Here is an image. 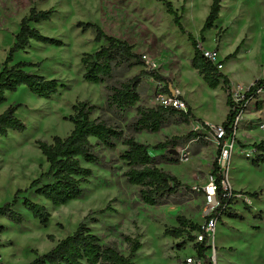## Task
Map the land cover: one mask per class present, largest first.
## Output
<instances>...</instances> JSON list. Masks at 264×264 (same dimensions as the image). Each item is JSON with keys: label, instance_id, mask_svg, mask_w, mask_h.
<instances>
[{"label": "rangeland", "instance_id": "obj_1", "mask_svg": "<svg viewBox=\"0 0 264 264\" xmlns=\"http://www.w3.org/2000/svg\"><path fill=\"white\" fill-rule=\"evenodd\" d=\"M169 1L183 16L181 24L187 33L203 48L216 51L220 61H225L240 47L236 58L227 60L221 70L233 81L231 87L235 93L240 88L247 89L246 85L253 80L264 79V0H225L214 29L203 34L204 43L201 31L212 0ZM33 7L38 11H56L50 22L37 29L64 46L34 42L27 52L15 54L13 64H33L35 67L28 68L29 72L57 80L67 88L51 100H45L22 86L16 93H9L3 104L4 110L21 105L16 117L26 125V131L0 137V208L12 202L19 190L27 192L19 196L14 208L23 217L21 224L0 216L1 264H29L71 236L82 223L104 245H115L126 256L130 253L126 237L138 238L142 247L133 258L135 264H188L187 260L195 256V242L187 234L174 239L166 231L179 226L178 217L205 226L208 214L204 189L214 176L213 167L220 149L213 142L207 147L189 145L178 149L180 164L177 166L159 165L182 183L180 193L160 206L143 204L140 189L127 184L124 174L128 167L120 158L126 151L122 144L114 150L97 149L105 166L86 165L93 171V178L84 187L81 200L55 208L29 189L34 181L29 178L38 171L43 173V164L48 166L36 142L51 144L56 136L67 137L74 127L69 117L74 115L73 107L77 103L87 102L101 109L106 102L104 85L83 81L81 59L84 54L96 52L101 45L94 42L93 31L83 33L77 27L79 22L97 24L109 36L134 46V52L153 70L172 80L171 88L190 102L196 119L208 125H222L228 111L220 96L224 94L210 90L192 68L194 49L188 34L181 32L174 16L158 0H0V72L15 44L22 19ZM142 70L136 68L126 78ZM150 79L144 77L141 87V105L145 108L157 107L168 97ZM99 114L98 110L93 118ZM134 115L132 112L128 118ZM200 126V122L193 120L190 125H172L158 134L142 133L135 137L138 142L154 147L173 137L187 136ZM263 126L264 103L258 108L250 104L236 129L238 146L232 153L229 170L221 175L233 191L258 197L237 198L232 210L242 218L223 217L218 222L214 235L209 238L211 249L206 264H264V164L255 168L250 160L255 156L248 155L251 145L264 138ZM242 144L248 148L244 149ZM182 151L189 153L184 161L180 160ZM151 153L165 154L154 150ZM25 199L47 207L51 213L47 228L26 209ZM105 209L104 214L100 213Z\"/></svg>", "mask_w": 264, "mask_h": 264}, {"label": "trees", "instance_id": "obj_2", "mask_svg": "<svg viewBox=\"0 0 264 264\" xmlns=\"http://www.w3.org/2000/svg\"><path fill=\"white\" fill-rule=\"evenodd\" d=\"M158 1L163 3L168 14L174 16V23L181 32L188 34L181 24L183 16L174 9L173 4L169 0ZM224 1L212 0L209 15L201 31L203 43L205 42L203 34L214 29L219 21ZM55 13L54 9L38 11L33 7L22 19L20 30L15 37V44L10 49L0 73V106L6 103L9 93H16L22 86L27 87L38 98L45 100H51L62 89L67 88L57 80L29 72L28 68L35 67L33 64L24 62L13 64L15 54L27 52L34 42L56 47L64 46L62 42L44 36L37 29V26L50 22ZM77 27L82 29L83 33L93 31L94 42L101 45L96 52L83 55L82 78L85 83L104 85L107 93L106 102L101 109L87 102L77 103L73 107L74 115L69 117L74 127L67 137L56 136L51 144L36 142L49 164V170L34 180L29 189L34 190L36 195L44 198L55 208L81 200L85 194L84 187L89 185L93 178V171L86 165L105 166V160L97 149L114 150L118 144H122L126 147V151L120 158L128 167L124 174L127 184L140 189L139 196L143 204L151 207L160 206L180 193L182 183L175 176L160 169L159 165L165 163L177 166L180 164L178 149L189 145L207 147L210 142L200 133L191 132L187 136L173 137L152 147L138 142L135 136L142 133L158 134L172 125H190L193 120L207 126L203 121L196 119L192 109L186 103L187 112L171 106L158 105L154 108L142 106L141 87L144 77L152 78L158 83H165L166 86L161 91L170 97L174 96L171 92L172 80L153 70L141 55L134 52V46L109 36L99 25L79 22ZM188 37L194 49L192 68L210 90L216 91L222 87L227 95L229 114L223 126L228 133H231V127L238 113L241 110L247 111L248 106L257 99L258 91L264 90V79L257 80L245 93L240 104L236 105L232 98L229 78L204 57L197 39L190 33ZM239 51L240 47L221 64L224 65L227 60L235 59ZM136 68H143V70L134 77L126 78ZM178 98L184 101L182 97ZM20 108L21 105L11 106L0 115V137H7L11 131L19 133L26 131V125L16 117ZM98 110L99 116L93 118ZM132 112H135V115L129 119L128 115ZM242 146L244 149L248 148L246 145ZM250 148L255 156L250 159L251 164L255 168H260L264 164V139L251 145ZM152 150L162 151L165 154L154 156L151 153ZM213 168V173L217 177L219 206L210 217L206 218V223L210 220L221 222L223 217L242 218L232 210L238 196L257 198L258 195L232 191V196H229V193L222 188L223 179L219 174L218 161ZM25 192L27 190H19L12 202L0 208V216L21 224L23 217L16 213L14 208L19 203V196ZM23 204L41 226L47 228L50 225L51 213L46 206L29 199H25ZM106 210L100 213L104 214ZM177 222L179 226L167 230V236L181 239L187 234L195 242L193 233L203 231L202 227L185 217H178ZM50 239L54 241L52 237ZM126 241L130 246L129 256L124 255L115 245H104L101 239L82 223L71 236L61 240L50 252L38 256L29 264H135L133 258L142 244L138 238L126 237ZM195 247L197 256L207 260V253L211 249L207 241L203 244L195 243Z\"/></svg>", "mask_w": 264, "mask_h": 264}, {"label": "built area", "instance_id": "obj_3", "mask_svg": "<svg viewBox=\"0 0 264 264\" xmlns=\"http://www.w3.org/2000/svg\"><path fill=\"white\" fill-rule=\"evenodd\" d=\"M199 49L203 53L204 57L209 60L211 63H213L218 70L223 69V65L221 64L222 61H220L218 57V53L216 51H209L205 48H203L202 45H199ZM263 72H264V63H263ZM150 82L154 84L157 88H164L166 85L164 83H158L152 78L150 79ZM251 87V86H250ZM248 87L247 89L243 90L238 88L237 93H235V88L231 87L232 92V98L233 101L236 103V105H239L241 102V99L244 97L245 93H247L250 89ZM264 93V90L258 91V96L262 95ZM168 96V95H167ZM178 97H180L179 93H174L173 97L168 96L167 99H163L162 103L160 105L162 106H171L176 109H179L181 111L187 112L188 109L186 108V105L184 101L180 100ZM246 111L241 110L236 120L231 127L232 131L231 133H228L227 130L222 125H208L207 127L201 124L200 127H197L195 129V132L200 133L206 140L209 142H213L217 144L220 148V154L218 157V165H219V174L222 177V173L225 174L229 170V162L232 157L233 151L237 148L238 143L236 141V129L241 123L243 116L245 115ZM264 128V126L262 127ZM252 150V149H251ZM180 154V160L184 161L189 157V153L187 151H182ZM248 155L251 157V155H254V151L248 152ZM229 187V188H228ZM222 188L225 192L229 193V196H232V189L230 187V183L226 180H222ZM205 194H206V208H207V217H210L214 211L218 208L219 202L217 198L218 193V186H217V177L214 175L211 177L208 181L207 186L205 187ZM241 196H238V198ZM218 225L217 220H210L209 223H206L205 226L202 227V232H196L193 233L195 236L196 244H203L207 241V244H209V238L214 235V232L216 230V227ZM209 246V245H208ZM188 264H206V260L204 258H199L197 256V252L195 251V256L191 257L187 260Z\"/></svg>", "mask_w": 264, "mask_h": 264}, {"label": "crops", "instance_id": "obj_4", "mask_svg": "<svg viewBox=\"0 0 264 264\" xmlns=\"http://www.w3.org/2000/svg\"><path fill=\"white\" fill-rule=\"evenodd\" d=\"M1 71H2V69H1ZM1 73V72H0ZM197 73V72H196ZM198 74V73H197ZM224 75H226V73H223ZM227 76V75H226ZM228 77V76H227ZM229 78V77H228ZM229 80H231V79H229ZM257 80H253L252 82H250V84H248V85H246L247 87H250V86H252L255 82H256ZM230 82H232V84H234L233 83V81H230ZM215 94L216 93H218V92H220L219 94H224V95H220V96H223V98H224V103L226 104V106H227V95L225 94V92L222 90V87H220L218 90H216V91H213ZM183 99L185 98V97H182ZM264 93L262 94V95H260V96H258L257 97V99H255L252 103H254V105L256 104V108H258V106L261 104V103H264ZM184 101L186 102V104L189 106V107H191L190 105V102L185 98L184 99ZM251 103V104H252ZM2 107H4L3 105L2 106H0V115H2L7 109H2ZM192 108V107H191ZM227 109H228V111H227V114H226V116H225V118H224V120H223V122H225V120L227 119V116H228V114H229V108L227 107ZM261 112H263V111H261ZM198 120H201V121H203L204 122V120H202V119H198ZM10 133H13L12 131L11 132H9V134ZM264 138H262V140H263ZM261 141V140H260ZM259 141V142H260ZM258 142V143H259ZM242 145H244V144H242ZM42 170H43V173H41V172H36L37 174L35 175V176H30L31 178H29V179H34V180H36L37 178H39L42 174H44V173H46V172H48V170H49V164H48V166L47 165H45V164H43V166H42ZM237 192V191H236ZM58 244V243H57ZM56 244V245H57ZM55 245V246H56Z\"/></svg>", "mask_w": 264, "mask_h": 264}, {"label": "water", "instance_id": "obj_5", "mask_svg": "<svg viewBox=\"0 0 264 264\" xmlns=\"http://www.w3.org/2000/svg\"><path fill=\"white\" fill-rule=\"evenodd\" d=\"M171 92H172V94H174L175 92H174V90L171 88Z\"/></svg>", "mask_w": 264, "mask_h": 264}]
</instances>
